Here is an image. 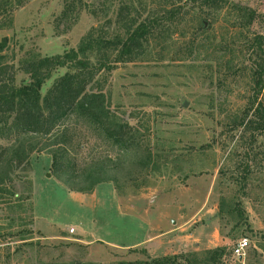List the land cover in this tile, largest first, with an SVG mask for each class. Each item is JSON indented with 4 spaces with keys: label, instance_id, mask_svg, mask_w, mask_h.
<instances>
[{
    "label": "rangeland",
    "instance_id": "obj_1",
    "mask_svg": "<svg viewBox=\"0 0 264 264\" xmlns=\"http://www.w3.org/2000/svg\"><path fill=\"white\" fill-rule=\"evenodd\" d=\"M120 2L132 6L136 17L159 22L132 62L116 64L117 53L110 52L114 70L91 85H101L111 110L138 131L142 149L133 160L135 170L127 166L119 174V191L113 184L99 187L102 206L89 199L95 191H67L47 155L33 154L26 167L0 170V264H119L182 254L212 264L207 253L218 248L223 249L219 264H264V121L256 111L258 104L264 106V90L256 101L264 67V0H226L219 10L201 1L116 0L109 17ZM3 3L11 6L0 10L1 16L12 19L0 32V41L9 39L4 62L16 68L28 54L56 56L78 49L92 29L96 34L105 24L84 11L64 33L55 28L61 0ZM259 37L262 51L254 47ZM88 55L98 63L97 51ZM66 72H56L43 93ZM25 78L18 73V83ZM76 139L72 153L80 164L100 155L117 158L89 129H79ZM111 189L128 206L144 194H153L152 203L160 198L159 214L169 215L170 228H180L165 249L105 243L129 245L142 236L109 208ZM81 226L103 241L90 244L77 234ZM194 239L202 241L192 248ZM244 239L249 248L234 257L233 248Z\"/></svg>",
    "mask_w": 264,
    "mask_h": 264
},
{
    "label": "trees",
    "instance_id": "obj_2",
    "mask_svg": "<svg viewBox=\"0 0 264 264\" xmlns=\"http://www.w3.org/2000/svg\"><path fill=\"white\" fill-rule=\"evenodd\" d=\"M3 1L0 0L1 11L11 6ZM61 1L63 10L55 20L56 29L63 27V32H68L84 11L95 18H103L105 24L96 34L92 29L78 49L56 56L28 54L18 68L4 62L3 53L9 49V39L0 41V140L5 143L0 146V170L26 167L33 154H44L51 157V170L56 180L69 192L92 194L104 184H113L119 191V174L127 166L135 170L133 160L139 157L142 146L137 140L136 128L111 110L102 86L91 85L98 86V78L114 70L109 62L110 52L117 53L116 64L132 62L151 39L159 22L149 17H136L133 7L123 2H120L114 17H109L116 0ZM190 1H201L210 10H219L226 3V0ZM1 14L0 32L12 26L11 14L4 17ZM113 26V34L104 32L105 28ZM261 45L262 38L259 37L254 47L262 51ZM94 51L98 53L96 64L88 58V54ZM61 69H67V72L55 79L43 93L47 82ZM18 73L27 77L21 83L17 81ZM257 85L256 101L264 90V67L259 70ZM256 111L264 121V106L258 104ZM82 128L93 131L103 143L109 144L117 153L115 161H108L100 155L93 161L78 163L72 150L77 131ZM148 156L147 164L151 159L150 154ZM141 252L146 254L145 250ZM222 253L220 248L209 251L207 260L219 264ZM191 257L196 255L182 254L119 264H179L180 261L198 264Z\"/></svg>",
    "mask_w": 264,
    "mask_h": 264
},
{
    "label": "crops",
    "instance_id": "obj_3",
    "mask_svg": "<svg viewBox=\"0 0 264 264\" xmlns=\"http://www.w3.org/2000/svg\"><path fill=\"white\" fill-rule=\"evenodd\" d=\"M98 186L95 190V192L89 197L92 202L98 205H104L105 202L101 203V201L98 200ZM153 194H144L140 196V198L136 199V202L133 203L131 206H128V203L125 202L120 198V196L117 194V192L114 189H111L110 191V198L108 204H110L112 208V211L116 218L119 220H122L124 223L135 226V230L142 233V236L137 239L135 242L129 245H119L111 241H106L105 243L111 244L112 246L116 247H122V248H142L146 251L154 250L157 251L159 248H166V243L171 237V235L174 233L175 229L177 228H170L168 225V219L169 215L166 214H159V208L161 205L159 204L160 198H155L157 202L155 201L152 203L153 200ZM158 203V204H157ZM149 204V205H148ZM157 204L159 206L157 209L153 210V207ZM107 208V205H106ZM180 228H178L179 230ZM77 234L80 237H86L88 239H91L92 242L95 241H103L102 238L98 237L96 234L90 233L89 230L85 229L84 226H81L77 230ZM58 234L52 235L54 239H56ZM215 235L212 233L211 235L207 236V240L209 237H214ZM182 240V238H180ZM195 243L192 245L193 242H189V245H192V248L194 246L201 243V239H194ZM163 249V250H164Z\"/></svg>",
    "mask_w": 264,
    "mask_h": 264
},
{
    "label": "built area",
    "instance_id": "obj_4",
    "mask_svg": "<svg viewBox=\"0 0 264 264\" xmlns=\"http://www.w3.org/2000/svg\"><path fill=\"white\" fill-rule=\"evenodd\" d=\"M70 234H75V229L71 228L69 230ZM249 248V242L247 240L239 241L236 246L233 248V256L240 258L244 255L245 251Z\"/></svg>",
    "mask_w": 264,
    "mask_h": 264
}]
</instances>
